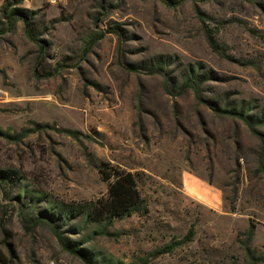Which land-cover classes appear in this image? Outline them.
<instances>
[{
	"label": "rangeland",
	"instance_id": "1",
	"mask_svg": "<svg viewBox=\"0 0 264 264\" xmlns=\"http://www.w3.org/2000/svg\"><path fill=\"white\" fill-rule=\"evenodd\" d=\"M17 1L36 13L45 49L20 22L0 32V131L45 128L19 142L0 136V250L15 251V264H249L248 250L264 264L259 138L191 90L127 67L162 56L174 83L197 66L209 73L204 100L264 109V0H0V31ZM101 163L136 176L146 210L106 235L65 227L70 252L38 218L53 201L105 198Z\"/></svg>",
	"mask_w": 264,
	"mask_h": 264
},
{
	"label": "trees",
	"instance_id": "2",
	"mask_svg": "<svg viewBox=\"0 0 264 264\" xmlns=\"http://www.w3.org/2000/svg\"><path fill=\"white\" fill-rule=\"evenodd\" d=\"M105 3L106 0H101ZM185 0H180L184 2ZM20 1L7 4L4 9L3 19H5L6 29L0 31L6 33L11 31L15 25L20 22L23 25L25 36L33 42L39 50L45 49V41L42 40L37 29L34 25V18L36 13L27 9H17ZM13 7L12 9H8ZM9 10V11H8ZM103 34L96 36L89 42V47L103 38ZM211 46L216 47V44L209 39ZM169 62L165 61L162 56H156L149 60L143 61L139 64L127 65L128 69L133 72L144 71L149 75H161L167 80V85L176 88L178 92L192 91L195 97L206 104L209 108L214 109L221 116H233L245 124L251 132L256 135L261 145L264 147V134H260V129L264 128V109L257 110L255 113L249 114L250 104L247 107L240 105H233L220 100L219 104L213 100H204L201 95V86L209 77V73H199L197 66H188L181 74V81L174 82L173 79H168L169 75L166 74ZM169 82V83H168ZM245 106V103H243ZM45 126L33 124V129H22L18 134L10 135L0 131V136L8 141L19 142L22 138L29 134L42 131ZM64 133L78 139L81 135L78 131L64 130ZM97 170L103 182L107 183V196L85 204H67L64 202L53 201L48 203L45 212L38 218L39 222H44L49 225L57 241L63 246L64 249L73 252L62 235V229L67 227V230H72L74 233L79 234L87 226L100 225L99 231L94 232L92 235H106L108 228L115 222L123 220L132 216L135 213H141L146 210L145 201L141 196L138 189L137 179L133 173L126 172L119 167L112 166L109 163H101L98 165ZM4 178H10V173L3 175ZM2 177V178H3ZM73 224V225H72ZM253 229L248 231V238L252 237ZM194 231L190 229L187 235L182 239L179 244H186L193 240ZM178 244V245H179ZM174 246V245H173ZM172 245L167 249H162L152 256L157 257L161 254L168 253L172 250ZM249 264H253L258 260L254 252L249 250L246 252ZM77 254V253H76ZM15 251L11 248L5 254L0 250V264H15L16 259Z\"/></svg>",
	"mask_w": 264,
	"mask_h": 264
},
{
	"label": "built area",
	"instance_id": "3",
	"mask_svg": "<svg viewBox=\"0 0 264 264\" xmlns=\"http://www.w3.org/2000/svg\"><path fill=\"white\" fill-rule=\"evenodd\" d=\"M46 2L51 6H57L60 4H65L67 0H46ZM47 264H66L65 262L61 260H50Z\"/></svg>",
	"mask_w": 264,
	"mask_h": 264
}]
</instances>
